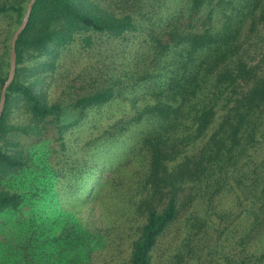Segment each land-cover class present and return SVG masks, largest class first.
<instances>
[{"label":"trees","instance_id":"16d2710c","mask_svg":"<svg viewBox=\"0 0 264 264\" xmlns=\"http://www.w3.org/2000/svg\"><path fill=\"white\" fill-rule=\"evenodd\" d=\"M29 1L0 0V15L10 18L15 27L2 40L0 94L9 74L13 32L22 23ZM160 1L34 3L16 42V73L7 88L0 119V212L21 209L27 193L20 190L18 183L26 182L27 174L35 168L20 137L42 139L47 130L65 148L64 132L78 125L89 110L101 107L116 95L114 85L116 81L121 83L119 78L111 85L67 98L61 93L50 99L42 91L45 85L58 80L56 74L62 67L59 62L78 40L86 50L96 44L94 37L103 43L124 39L130 31L147 29L142 57L127 62L125 74L139 72L134 67L139 68L145 60L142 58L148 55L154 65L163 62V72L141 69L140 81H155L148 89L150 99L144 107L111 124L103 133L110 139L145 119L153 122L134 148L147 155L145 182L149 189L140 201L145 222L133 241L130 264H153L152 251L178 218L184 203L181 193L189 180L212 177L220 183L243 147L255 141L264 125V0ZM157 3L159 7L170 5L172 10L155 20ZM15 110L24 117L23 121L8 120ZM70 115L75 117L68 122ZM45 176L47 192L53 190L56 178L58 185L53 194L58 200L72 191L63 190L71 179L63 172L49 167L44 179ZM89 185L87 182L69 196H78ZM67 219L68 226L54 241H63L72 249L84 246L90 253L92 241L96 238L97 242L99 235ZM228 264H264V249Z\"/></svg>","mask_w":264,"mask_h":264},{"label":"rangeland","instance_id":"374dc122","mask_svg":"<svg viewBox=\"0 0 264 264\" xmlns=\"http://www.w3.org/2000/svg\"><path fill=\"white\" fill-rule=\"evenodd\" d=\"M158 5L155 20L172 10L170 5ZM12 22L0 15V52L2 40L15 28ZM147 31H130L124 39L103 43L94 37L96 44L86 50L78 40L62 56L58 80L42 88L50 99L61 93L67 98L92 92L117 78L121 83L116 81V95L110 102L89 110L78 125L64 132L65 148L47 130L42 139L20 137L35 168L26 182L18 183L27 193L21 209L0 212V264H130L133 241L145 222L140 201L149 189L147 155L134 148L153 122L145 119L110 139L103 133L119 119L136 114L150 99L147 92L155 81H140L141 69L164 71L163 62L154 65L148 55L139 68L134 67L139 72L125 74L126 63L142 57ZM74 117L70 115L68 122ZM23 119L16 110L8 115L10 122ZM243 148L220 183L201 177L185 185L178 218L152 251L153 264H228L264 249V125L255 141ZM49 167L71 177L66 187L70 183L72 187L63 190L90 185L78 196H69L71 191L58 200L53 194L56 178L53 190L47 192L44 183ZM67 218L99 235L90 253L84 246L72 249L63 241H54L68 226Z\"/></svg>","mask_w":264,"mask_h":264},{"label":"water","instance_id":"95a60500","mask_svg":"<svg viewBox=\"0 0 264 264\" xmlns=\"http://www.w3.org/2000/svg\"><path fill=\"white\" fill-rule=\"evenodd\" d=\"M37 0H30L28 5H27V9H26V13L25 16L23 18L22 23L19 25V27L16 29V31L13 34L12 40H11V49H10V69H9V74L7 77V80L4 83V86L1 90V94H0V119L2 116V112L4 110V106H5V102H6V91L7 88L9 87L10 83L13 81L14 77H15V73H16V67H17V62H16V58H17V54H16V42L18 40L19 35L22 33V31L25 29L29 18H30V14L32 12L33 9V5Z\"/></svg>","mask_w":264,"mask_h":264}]
</instances>
